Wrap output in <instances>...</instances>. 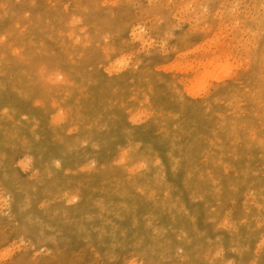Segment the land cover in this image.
I'll list each match as a JSON object with an SVG mask.
<instances>
[{
  "label": "rangeland",
  "instance_id": "obj_1",
  "mask_svg": "<svg viewBox=\"0 0 264 264\" xmlns=\"http://www.w3.org/2000/svg\"><path fill=\"white\" fill-rule=\"evenodd\" d=\"M161 1L0 0V264H236L264 225V0Z\"/></svg>",
  "mask_w": 264,
  "mask_h": 264
},
{
  "label": "bare ground",
  "instance_id": "obj_2",
  "mask_svg": "<svg viewBox=\"0 0 264 264\" xmlns=\"http://www.w3.org/2000/svg\"><path fill=\"white\" fill-rule=\"evenodd\" d=\"M151 1V0H150ZM161 1V0H160ZM163 1V0H162ZM161 1V2H162ZM165 2V1H164ZM151 3V2H150ZM151 5V4H150ZM94 33V32H93ZM120 61H121V59H119ZM124 61V60H123ZM119 62V61H118ZM213 62H215L214 60H212L210 63H208V65L207 66H211V65H213L214 63ZM124 63V62H123ZM115 64H117V63H115ZM119 64V66L118 67H120V63H118ZM116 66V65H115ZM110 68H112V67H110ZM114 70V69H113ZM111 71V70H110ZM112 72V71H111ZM38 90V89H37ZM36 90V91H37ZM35 91V90H34ZM190 92V91H189ZM191 93V92H190ZM194 93V92H193ZM192 94V93H191ZM194 95V94H193ZM65 122V121H64ZM85 122V121H84ZM86 123V122H85ZM65 124V123H64ZM66 126V125H65ZM59 131V130H58ZM67 131V130H66ZM83 132V131H82ZM78 134H79V132H78ZM78 134H76V135H78ZM83 134V133H82ZM81 134V131H80V135L81 136H83ZM63 136V135H62ZM63 138H65V136L63 137ZM59 139V138H58ZM60 139H62V138H60ZM66 139V138H65ZM71 140V139H70ZM114 141V140H113ZM59 142V141H58ZM61 142H63V141H61ZM60 142V143H61ZM66 143V142H65ZM64 143V144H65ZM63 145V144H62ZM63 147H64V145H63ZM100 177V176H99ZM89 188V187H88ZM35 190V189H34ZM44 190V189H43ZM37 191V190H36ZM40 191H41V189H40ZM44 192V191H43ZM89 200V199H88ZM91 201V200H90ZM89 201V202H90ZM82 208V206L79 208L78 207V210L79 209H81ZM88 208V207H87ZM86 208V209H87ZM73 209H77L76 208V206H75V208H73ZM74 211V210H73ZM75 214V213H74ZM78 214V213H77ZM72 215V214H71ZM75 216H76V214H75ZM251 224L252 223H246V224H244L241 228H238L237 230H234L233 232H230L225 238H222L217 244H216V246H219L220 247V250L222 249V253H224L225 252V250H227V246H230V247H235V248H237V253H238V255L236 256L237 257V261H235L236 262V264H244V261L246 260V256H245V252H246V250L245 249H249V248H252L254 245H256L257 244V242H258V240L259 239H261L260 237H259V232H262V235H263V237H264V225H258V226H251ZM247 229H248V231H249V233H247ZM261 234V233H260ZM234 235H236L237 237H235ZM238 237H240V238H238ZM261 242H259L258 244H260ZM261 245H262V243H261ZM229 247V248H230ZM234 248V249H235ZM228 252V251H227ZM221 253V252H220ZM264 255V254H263ZM233 256V255H232ZM220 257V256H219ZM226 257H228L227 255H226ZM225 257V258H226ZM222 258V257H221ZM260 259H264V256L262 257V258H260ZM226 260V259H225ZM224 260V261H225ZM228 261V260H227ZM220 262V261H219ZM230 262H231V260H230ZM258 264H264V260H262V261H258Z\"/></svg>",
  "mask_w": 264,
  "mask_h": 264
}]
</instances>
